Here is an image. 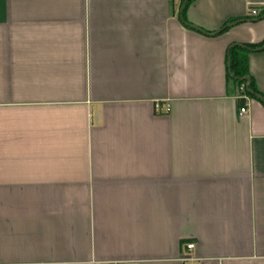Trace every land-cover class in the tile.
Segmentation results:
<instances>
[{
    "label": "crops",
    "instance_id": "crops-1",
    "mask_svg": "<svg viewBox=\"0 0 264 264\" xmlns=\"http://www.w3.org/2000/svg\"><path fill=\"white\" fill-rule=\"evenodd\" d=\"M252 8L0 0V264H264V49L260 97L227 78Z\"/></svg>",
    "mask_w": 264,
    "mask_h": 264
},
{
    "label": "trees",
    "instance_id": "trees-1",
    "mask_svg": "<svg viewBox=\"0 0 264 264\" xmlns=\"http://www.w3.org/2000/svg\"><path fill=\"white\" fill-rule=\"evenodd\" d=\"M190 2V0H181V8ZM264 17V9L259 12L255 18ZM227 24L223 25L220 30L226 28ZM200 30V29H199ZM202 31V30H200ZM264 49V39L257 44L238 43L232 44L227 50V78H229L238 87L243 88L247 94L257 95L259 93L253 86V82L247 74L246 55L248 52L260 51ZM260 97V96H259ZM264 100V97H263Z\"/></svg>",
    "mask_w": 264,
    "mask_h": 264
},
{
    "label": "built area",
    "instance_id": "built-area-1",
    "mask_svg": "<svg viewBox=\"0 0 264 264\" xmlns=\"http://www.w3.org/2000/svg\"><path fill=\"white\" fill-rule=\"evenodd\" d=\"M249 15L251 17H256L259 15V11L252 8L251 10H249ZM238 112H239V114H245L247 112V105L245 103L243 105H241L239 107ZM193 247H194V244L192 242H188L185 244V248L187 251H190ZM182 259L192 261V264H196L195 262L197 261V258L194 257L193 255L189 254V253H186L185 255H183ZM47 264H51V263H47Z\"/></svg>",
    "mask_w": 264,
    "mask_h": 264
}]
</instances>
